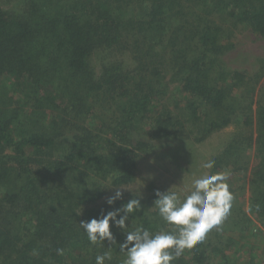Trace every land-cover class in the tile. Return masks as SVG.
I'll return each instance as SVG.
<instances>
[{"label": "trees", "instance_id": "obj_1", "mask_svg": "<svg viewBox=\"0 0 264 264\" xmlns=\"http://www.w3.org/2000/svg\"><path fill=\"white\" fill-rule=\"evenodd\" d=\"M41 3L52 4L53 10L36 19L0 7V81L12 77L14 91L23 102L28 104L31 98L39 102L42 96L44 105L58 111L45 126L36 117L40 114L27 108L35 129L25 131L17 107L0 109V264H95V256L104 251L111 253V264H122L125 253L119 244L125 237L117 232L120 229L110 225L117 245L109 248L105 242L101 248L89 243L79 223L99 216L102 209L106 213L121 207L128 196L133 198L126 190L122 199L109 206L104 200L109 189L98 187L131 185L138 173V151L152 150L154 137H171L174 129L188 122L192 128L208 124L211 131L240 118L253 125L246 149L254 143L256 157L264 158V88L256 99L251 96L241 103L255 91L257 81L245 71H226L222 56L230 46L227 40L222 42L225 29L216 21V17H232L264 35V0ZM28 4L33 12L39 8L37 0ZM129 9H138L141 18L127 15ZM169 27V33H163ZM155 35L168 43L163 46L159 39H152ZM159 46L164 48L162 53ZM97 49L132 52L136 66L150 76L144 73L135 79L120 64L112 63L103 65L98 80L92 81L88 59ZM170 67L175 68L180 92L188 99L176 109L154 110L166 96L160 81L163 70ZM58 74L64 75L55 78ZM68 90L74 98L70 110L61 108V98L57 99ZM25 92L28 98L23 97ZM89 100L101 106L116 103L112 115L95 130L94 123L77 122L81 113L93 110ZM139 130L148 137L140 139ZM58 144L64 151L55 156ZM223 153L213 159L211 172L229 166L222 160L229 149ZM229 162L234 170L244 167L236 160ZM259 163L251 171L254 189L249 208L264 219V165ZM151 197L143 198L141 211L130 216L131 227L142 225L153 232L165 227L152 207L156 197ZM211 246L204 241L173 264H207ZM57 248L64 250L62 256ZM212 248L225 259L223 263L231 262L221 247ZM247 264H255L253 258Z\"/></svg>", "mask_w": 264, "mask_h": 264}, {"label": "rangeland", "instance_id": "obj_2", "mask_svg": "<svg viewBox=\"0 0 264 264\" xmlns=\"http://www.w3.org/2000/svg\"><path fill=\"white\" fill-rule=\"evenodd\" d=\"M41 2L42 0H37L39 8L35 12L32 10V5L28 4V0H0V7L5 11L25 18L36 19L40 18V14H47L53 10L51 8L52 4L49 5L48 3L46 6H43ZM127 15L133 17L135 20H139L142 13L138 9H129ZM222 17H216V21L221 22L223 29H225V32L221 34L223 36L222 42L224 43L227 40L230 46V50L222 56L226 71L231 73L236 69L245 71L253 81H257L255 91L248 93L247 98L241 101L244 104L251 96L256 99L257 94L260 93L259 89L261 87L264 88V35H260L246 25L234 21L231 19L232 17ZM175 26L176 24L172 28ZM169 30H171V27L163 30V33H169ZM137 36L138 34L135 33L134 37L138 38ZM165 36L168 38V34ZM152 39L159 38L155 35ZM159 41L163 43V46L168 43L162 39H159ZM163 49L162 46L158 48L161 53ZM88 63L92 72V81L98 80L103 65L109 66L112 63L120 64L123 69L122 71L133 75L135 79H139V76L144 73L150 76L148 71L142 72L136 66L133 53L128 50L124 52L117 50L114 52L109 49H97L89 57ZM173 69L175 70V68L171 69L170 67L163 70L164 75H162L160 82L166 87L167 93L163 100L159 99V102L155 104L154 110H161L162 107H166L169 110L176 109V106H183L184 102L188 99V97H185V94L180 92V79L173 74ZM58 75L55 78L64 74ZM15 83L16 81L10 76L3 77L0 81V109H2V106L6 109L13 108L14 106L17 107L22 115L21 119L25 120V123H23L25 131L35 129L33 122L28 121L27 115L30 114L26 112L27 108L30 111L38 112L40 114L36 116L38 117V121L42 125H48L47 121H49V117L58 111L54 112L53 105L49 107L44 105L46 103L42 96L39 97V102L31 98L27 101L28 104H26L25 101L23 102L19 98L18 93L14 91ZM71 94L72 92L68 90V92L59 95L57 99L61 98L59 100L61 108H68L67 110H70L71 103H73L72 100L74 99L71 98ZM23 97L28 98L29 93L25 92ZM40 100L43 101V105H40ZM88 103L91 105L90 107L93 106V110H89L88 113H81L77 122L84 126H87L88 122L94 123L92 126L94 130L100 125L102 120H107V117L111 116L112 112L116 109V103L106 104L105 106H101L97 102H91V100ZM238 103L240 104V102ZM238 119L239 122L236 121L223 128L211 131L208 130V124L199 123L198 127L192 128L190 127V122H188L183 128L174 129L175 134L171 137L159 139L154 137L151 140L154 145L152 150L138 151L136 157V169L138 173L135 181L128 186L136 189L143 186L140 189L143 198H152L151 195L156 190L163 192L168 188L178 193H184L190 189L193 179L209 171L201 167L202 162L207 159H214L226 151V148L229 149V154L223 156L224 158L222 159L223 164L226 165L228 163L229 166L222 167L221 171L229 170L231 173L228 183L230 191L235 196L233 207L229 217L220 226V230L213 229L207 235L205 242L212 246L221 247V250H224V253L231 260L229 264H247L252 258L255 264H264V219L260 218L257 213L255 214L249 208L254 189L251 171L256 165L259 166L261 164L259 162L261 161L264 165V158L256 157L254 143L251 148L246 149L250 129L251 127L253 128V125H246L240 118ZM145 128L149 129V122H147ZM192 129L194 130L192 131ZM94 130L91 131L95 132ZM149 133H152V131L150 130ZM137 134L140 139L149 135L141 133L140 130ZM63 151V146L58 144L53 154L59 156ZM233 160L243 164L244 167L234 170L232 163L229 162ZM114 191V189H109L106 195L110 196L114 194ZM122 191L123 193L126 192V190ZM129 194L132 195L130 192ZM128 199H130L129 196ZM132 222L129 220L126 223H130L131 225ZM117 232L119 234L122 233L121 230ZM212 246L208 247L207 253L209 254V259L207 264H226V262L223 263L225 259L222 255L214 250ZM123 255L125 256V254Z\"/></svg>", "mask_w": 264, "mask_h": 264}, {"label": "clouds", "instance_id": "obj_3", "mask_svg": "<svg viewBox=\"0 0 264 264\" xmlns=\"http://www.w3.org/2000/svg\"><path fill=\"white\" fill-rule=\"evenodd\" d=\"M215 166V160L207 159L201 163L203 169L209 170L195 178L191 187L184 193L170 190L154 192L155 199L152 207L165 227L158 231H150L142 225L131 227L129 221L142 209L143 195L140 189L130 186L98 187L114 189V194L106 197V204L111 206L122 199L123 191L127 190L133 196L121 207L114 210H101L99 216L89 220H81L83 230L89 243L93 246L105 247L117 245L111 227L121 230L124 240L119 244L121 252L125 253L122 264H173L186 251L192 250L205 241L213 230H220V226L229 217L235 199L228 183L229 170H210ZM257 210L259 206H256ZM131 229V230H130ZM57 255H63L62 248L56 249ZM33 255H38L33 250ZM112 255L104 251L95 256V264H111Z\"/></svg>", "mask_w": 264, "mask_h": 264}]
</instances>
